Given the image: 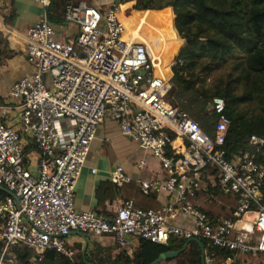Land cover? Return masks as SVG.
I'll use <instances>...</instances> for the list:
<instances>
[{
	"label": "built area",
	"instance_id": "built-area-1",
	"mask_svg": "<svg viewBox=\"0 0 264 264\" xmlns=\"http://www.w3.org/2000/svg\"><path fill=\"white\" fill-rule=\"evenodd\" d=\"M36 1L45 12L27 31L0 18V33L29 65L0 96V186L7 192L0 198V264H15L14 247L20 246L33 250L32 264H42L48 250L73 258L72 230L111 234L122 247H131L132 237L161 244L199 239L207 242L202 264H250L251 256L264 253V164L256 161L264 137L251 135L255 151L230 158L225 142L231 119L223 98L207 107L217 114L214 135L167 99L176 56L165 63L141 23L130 29L122 19V4L133 0L116 1L105 13L86 1H69L64 18L78 27L72 38L57 37L49 18L52 0ZM108 115L161 161L165 179L137 182L145 194L169 193L168 204L144 208L129 199L112 217L76 209L77 182ZM176 141L183 144L179 155L170 153ZM208 165L219 170L214 191L236 199L231 216L219 223L193 202ZM111 180L122 185L132 177L119 165ZM180 215L192 225L174 222ZM214 248L235 253L219 259Z\"/></svg>",
	"mask_w": 264,
	"mask_h": 264
},
{
	"label": "trees",
	"instance_id": "trees-1",
	"mask_svg": "<svg viewBox=\"0 0 264 264\" xmlns=\"http://www.w3.org/2000/svg\"><path fill=\"white\" fill-rule=\"evenodd\" d=\"M67 3V0H52L49 7L51 21H61ZM167 7L174 13L173 30L177 39L169 37L166 40L185 41L172 66V87L167 99L187 110L206 132L214 135L217 114H209L207 107L214 98H223L225 112L231 119L225 142L228 156L235 158L245 150L255 151L250 142L251 135L264 137V0H136L133 5L138 11H158ZM137 14L144 22L143 13ZM166 53L162 52L161 56L168 62L173 56L170 49L169 54ZM217 72L219 74L211 82ZM31 149L26 146V150ZM256 161L264 164V145L257 151ZM262 191L264 195V184ZM6 195L0 186V198ZM140 240V246L132 255L124 251L117 259L105 264H150L163 253L180 250L187 243V240L175 237L168 244ZM14 250L16 261L32 264L31 248L20 246ZM234 253L222 248L212 249V254L219 259ZM172 262L202 264L199 243L191 240L178 255L157 264ZM42 264H90V261L80 250L73 258L48 250Z\"/></svg>",
	"mask_w": 264,
	"mask_h": 264
},
{
	"label": "crops",
	"instance_id": "crops-1",
	"mask_svg": "<svg viewBox=\"0 0 264 264\" xmlns=\"http://www.w3.org/2000/svg\"><path fill=\"white\" fill-rule=\"evenodd\" d=\"M67 1H86L105 13L112 3L119 0ZM126 4L130 5L121 8L124 17L132 16V19L128 18L132 24L139 22L144 27L148 24L158 23L157 19L165 9L145 11L143 13L144 22H142L137 12L129 16L126 15V10H133V7L130 8L133 1L123 3L122 6ZM133 11L138 10L134 9ZM44 12V7L36 0H0V18L4 19L8 26L17 31L29 30L43 17ZM52 22L56 26L58 38H72L77 34L78 27L65 20L64 17L61 21ZM172 28H174V24H172ZM172 30L167 28L162 31L170 33ZM166 43L165 47L163 45L162 51L160 49L162 45L157 46L156 49L160 47L159 52H167L166 54H169L170 49L172 56L175 57L182 42L167 41ZM164 62H167L166 59H164ZM28 68L29 65L25 55L11 50L4 33H0V96H6L13 80L25 73ZM182 145L180 141H176L172 148L173 152L177 155L182 153ZM141 161H144L143 165H140ZM119 165H122L126 174L132 177L130 182L116 185L111 180L112 170ZM92 169L97 170L94 173ZM203 172V187L193 202L208 212L215 223H219L224 218L231 216L233 208L236 207V199L233 195H224L214 191L213 184L219 178L217 167L208 165ZM166 177L167 173L162 167L161 161L149 149L142 148L137 141L124 135L119 121L108 115L98 126L96 138L91 144L86 164L77 182L74 192L76 209L93 210L102 216L112 217L117 205L129 199L134 200L138 206L144 208H159L168 204L172 200V196L167 192L145 194L137 180L148 179L154 181L163 180ZM181 220L182 216L180 215L174 222H180ZM181 224L192 225L191 220L181 221ZM68 242L76 252L80 250L83 256L88 257L90 263L103 262L105 264L117 259V256L124 251H128L132 255L133 251L140 246L141 240L132 237V246L122 247L111 234L94 235L72 230L68 235Z\"/></svg>",
	"mask_w": 264,
	"mask_h": 264
},
{
	"label": "rangeland",
	"instance_id": "rangeland-1",
	"mask_svg": "<svg viewBox=\"0 0 264 264\" xmlns=\"http://www.w3.org/2000/svg\"><path fill=\"white\" fill-rule=\"evenodd\" d=\"M136 3V0H133V4H132V7L133 5ZM128 5L130 4H126L123 6V8L127 7ZM134 10V9H133ZM133 10H126L125 13L126 15H132L134 12H138V13H143L144 11H133ZM173 13V11H172ZM122 19L127 23V25L129 26L130 29H132L133 25L130 20H128V17H124V15L121 16ZM132 19V18H131ZM158 23L156 22V24H148L147 26H142V31H143V34L145 37L149 38L152 40L153 37L159 35L161 36L162 35V30H165L168 28V30H171L173 29L172 28V25L170 23V21L172 22V14H171V11H170V8H166L164 9V11L162 12V14H160V17H158ZM173 24H174V13H173ZM168 35L170 36V33L168 32ZM179 36V35H178ZM171 37V36H170ZM181 39V38H180ZM183 41L182 45L184 44V40L181 39ZM166 42V41H165ZM7 45V44H6ZM181 45V47H182ZM156 48H157V45H155ZM161 46V45H160ZM168 46V45H167ZM7 47V46H6ZM180 47V48H181ZM8 48V47H7ZM160 48V47H159ZM158 48V49H159ZM163 45L162 47L160 48L161 51L163 50ZM179 48V49H180ZM178 49V50H179ZM179 52V51H178ZM178 54V53H177ZM177 56V55H176ZM171 61V60H170ZM169 62V61H168ZM168 62H165V63H168ZM167 65V64H166ZM219 73L217 72L214 77H211V82L214 81L215 77L218 75ZM173 76V75H172ZM191 115V114H190ZM192 116V115H191ZM193 117V116H192ZM194 118V117H193ZM195 119V118H194ZM251 261L254 262L255 264H264V253L263 252H259L257 255L255 256H251L250 257ZM15 264H21L19 261H16Z\"/></svg>",
	"mask_w": 264,
	"mask_h": 264
},
{
	"label": "water",
	"instance_id": "water-1",
	"mask_svg": "<svg viewBox=\"0 0 264 264\" xmlns=\"http://www.w3.org/2000/svg\"><path fill=\"white\" fill-rule=\"evenodd\" d=\"M143 73H145V72H143ZM3 189L6 191L5 188H3ZM194 240H196L199 243V245H200V247L202 249V263H204V248H205V244L203 243V241H201L199 239H194ZM190 241L191 240L187 241V243L180 250L167 251V252L163 253L162 255H160L156 260H154L150 264H157L163 259H171V258L175 257L176 255H178L181 251H183L186 248L187 244ZM90 264H94V263H90Z\"/></svg>",
	"mask_w": 264,
	"mask_h": 264
},
{
	"label": "bare ground",
	"instance_id": "bare-ground-1",
	"mask_svg": "<svg viewBox=\"0 0 264 264\" xmlns=\"http://www.w3.org/2000/svg\"><path fill=\"white\" fill-rule=\"evenodd\" d=\"M121 8H122V6H121ZM120 15H121V9H120ZM170 36L177 39V34L174 30H172L170 32ZM170 36L168 35V32L162 31L161 36H159V35L155 36L152 38V40L154 41L155 45L160 46V45H163L164 42L166 41V39H168ZM165 66H166V70L169 71L170 70L169 67H167V65H165Z\"/></svg>",
	"mask_w": 264,
	"mask_h": 264
}]
</instances>
